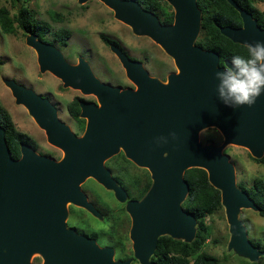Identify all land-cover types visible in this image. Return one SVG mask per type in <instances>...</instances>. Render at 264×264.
I'll use <instances>...</instances> for the list:
<instances>
[{
    "label": "water",
    "instance_id": "obj_1",
    "mask_svg": "<svg viewBox=\"0 0 264 264\" xmlns=\"http://www.w3.org/2000/svg\"><path fill=\"white\" fill-rule=\"evenodd\" d=\"M100 1L134 33L159 44L173 58L178 72L161 82L150 77L140 61L110 44L109 49L136 86L120 90L101 83L84 59L68 63L58 48L28 31L25 42L36 53L39 71L50 72L64 87L94 94L99 105L80 102L86 126L83 134L76 136L58 120L55 108L45 98L13 80H3L15 103L27 109L47 141L63 151V157L55 161L21 144V156L14 159L0 125V264H29L34 252L42 256L43 264H130L129 259L112 260L111 248L99 249L68 229L65 222L68 202L96 214L80 189L88 177L112 190L117 200H125L124 190L104 167V161L120 149L134 164L145 167L152 180L140 200L125 204L131 220L133 257L139 264H155L150 257L160 236L186 242L194 238L195 216L181 205L189 188L183 172L192 167L204 169L208 182L220 192L229 225V247L257 260L264 252L248 240L237 214L240 208L258 211V207L236 186L234 167L223 147L227 143L244 146L253 157H262L264 95L251 107L236 109L217 99L213 73L220 67L219 54L194 44L201 20L196 0H167L173 9L170 24L162 23L134 0ZM226 1L238 11L242 26L220 27V33L242 45L264 41V29L250 13L235 0ZM208 126L222 133L220 145L199 142L198 131ZM170 131L176 133L175 139L169 138L166 144L154 142V137L167 136Z\"/></svg>",
    "mask_w": 264,
    "mask_h": 264
},
{
    "label": "rangeland",
    "instance_id": "obj_2",
    "mask_svg": "<svg viewBox=\"0 0 264 264\" xmlns=\"http://www.w3.org/2000/svg\"><path fill=\"white\" fill-rule=\"evenodd\" d=\"M15 0H0V8H6L11 18L15 17ZM27 9L31 10L37 19L46 21L52 31L66 28L70 31V37L64 45H54L61 51L64 59L71 64H76L78 58L84 59L90 66L95 76L107 79L108 82L118 85L121 89H136L135 84L126 76L115 54L109 49V45L100 39V34H105L112 40H116L118 47L128 56L141 61L151 76L166 82L170 73H177L178 69L173 58L163 48L146 35L133 32L132 28L114 16L113 10L104 5L100 0H19ZM256 6L264 11V1L255 0ZM53 12L58 13L52 17ZM28 31H23L14 25L11 33H3L0 30V105L7 111L16 130L35 138L38 151L45 152L53 158H62L63 151L46 141L43 130L29 116L26 108L15 103L10 89L3 83V79H14L36 92L49 95L56 102L60 114L65 120V100L78 96L91 99V95H82L78 90L64 87L59 79L50 72H40L36 60L35 51L26 44L25 37ZM52 40L51 34L47 35ZM201 37L200 30L195 41ZM194 41V44L196 42ZM50 93L53 94L50 95ZM51 100V101H52ZM198 131V140L202 144L220 145L223 136L213 126L204 127ZM223 152L229 157L235 172V183L249 187L255 178L264 181V162L257 161L249 150L240 145L227 143ZM105 167L114 174L120 186L133 198L140 196V191L145 184L151 183L149 171L145 167L137 166L125 157L120 149L116 154L106 159ZM114 177V178H115ZM239 188V187H238ZM80 189L85 194L98 192L104 201L108 202L111 210H117L118 202L111 193L106 192L105 187L96 182L92 177L86 178L80 183ZM182 205V204H181ZM69 208V202L66 203ZM183 208V207H182ZM71 211H75L74 207ZM106 212V211H105ZM113 220L112 212L108 215V234L116 238L118 232L124 237V258L130 260V264H139L133 257L132 242L129 239L131 220L126 211H115ZM69 213V212H67ZM246 228V236L249 241H264V218L257 211L250 208H240L237 214ZM66 214L65 221L69 225L76 223L71 216ZM86 221L94 225L101 223L93 218ZM208 227L207 237L200 247V251L213 255L218 264H264V254L257 260L251 261L248 257L238 253L229 247L230 232L226 221L224 208L205 218ZM196 226V225H195ZM107 227V225H105ZM261 251V250H259ZM29 264H41L38 253L34 252L29 259Z\"/></svg>",
    "mask_w": 264,
    "mask_h": 264
},
{
    "label": "trees",
    "instance_id": "obj_3",
    "mask_svg": "<svg viewBox=\"0 0 264 264\" xmlns=\"http://www.w3.org/2000/svg\"><path fill=\"white\" fill-rule=\"evenodd\" d=\"M15 17L11 18L6 8H0V30L3 33H11L14 25L23 31H30L44 42L57 43L64 45L70 37V31L66 28H59L52 31L46 21L37 19L35 14L27 9L23 4L18 8L15 0ZM144 9L152 11L162 23L170 24L173 21V9L167 0H134ZM241 6L252 9L254 0H235ZM197 6L201 11L200 33L196 44L204 49L214 50L219 53V64L232 55H247L245 45L232 42L222 35L219 27L239 26L240 17L238 12L226 0H196ZM58 13L53 12L55 17ZM58 16V15H57ZM51 34L52 40L47 35ZM100 39L105 44H116V40L110 39L105 34H100ZM69 109L77 118L78 106L76 100L69 104ZM0 125L5 129V139L10 155L17 159L19 157V141H26L25 134L15 129L7 111L0 105ZM257 161L264 162V153ZM183 178L188 184V192L182 201L184 210L192 213L196 219L195 235L191 242L182 239H175L168 235L160 236L157 239L156 248L150 257L155 264H218L215 256L200 251L201 245L207 237L208 227L205 218L215 212L222 210L220 202V192L214 188L207 178V173L199 167L188 168L183 172ZM149 184H145L140 196L148 189ZM238 187L247 193L258 207V215L264 218V181L255 178L251 186L246 187L241 184ZM250 241L258 250L264 252V241ZM126 259V258H125ZM254 264V263H253Z\"/></svg>",
    "mask_w": 264,
    "mask_h": 264
},
{
    "label": "flooded vegetation",
    "instance_id": "obj_4",
    "mask_svg": "<svg viewBox=\"0 0 264 264\" xmlns=\"http://www.w3.org/2000/svg\"><path fill=\"white\" fill-rule=\"evenodd\" d=\"M264 1V0H263ZM236 3L238 4V6L240 8H243L245 9L248 13H250L251 17L253 20H255L256 22V25L259 26L260 28H263L264 29V11L259 9L256 4H255V0L252 1V9L251 10H248L247 8L241 6L237 1ZM236 10V9H235ZM237 11V10H236ZM238 12V11H237ZM201 13V11H200ZM239 14V13H238ZM240 17V15H239ZM241 20V18H240ZM242 26V21H240V25L239 26H230V27H235V28H238V27H241ZM226 27V26H224ZM220 28V27H219ZM220 31V30H219ZM217 52V51H216ZM218 53V52H217ZM219 54V53H218ZM130 57V56H129ZM220 57V56H219ZM131 58V57H130ZM133 59V58H131ZM226 60V59H225ZM141 62V61H140ZM218 64H219V61H218ZM224 62L221 64L223 65ZM143 65V64H142ZM220 65V64H219ZM220 65V66H221ZM90 67V66H89ZM144 68V70L148 73V75L150 77H153V78H156L154 76H151L147 70V68L145 66H142ZM39 68V67H38ZM91 70V68H90ZM92 71V70H91ZM45 72V71H44ZM48 72V71H47ZM93 73V72H92ZM53 75V74H52ZM94 75V73H93ZM54 76V75H53ZM95 76V75H94ZM101 83L103 84H106L110 87H118L120 90H122L118 85L116 84H112L110 82L107 81V79H101L100 77H97L95 76ZM57 78V77H56ZM58 79V78H57ZM158 79V78H156ZM4 80V79H3ZM10 80H13L15 83L17 84H20V85H23L21 83H18L16 82L14 79H10ZM60 80V79H59ZM159 80V79H158ZM61 81V80H60ZM161 81V80H160ZM162 82V81H161ZM4 83V81H3ZM62 83V82H61ZM63 85V83H62ZM24 86V85H23ZM64 86V85H63ZM25 88H28L26 86H24ZM28 89H31L32 91H34L36 94L40 95L42 98H45L56 110V116L58 118V120L60 122H62L63 124L67 125L68 128L71 130V132L73 134H75L76 136H81L85 130V126H86V118L84 117H81L80 116V113H81V106H80V102L83 101V102H86V103H93L95 105H99L98 101H97V98L94 94L92 93H89V94H84L82 93L80 90L78 89H75V90H78L82 95H91L92 98L91 99H87V98H84V97H78V96H75L73 98H71L70 100H65V102H67L66 104V109H65V112H66V116L69 117V121L65 120L64 117H62V115L60 114V111H59V108L56 104L55 101L52 100V98L49 96V95H43V94H40L38 92H36L34 89L32 88H28ZM50 95L53 96L52 93H50ZM52 100V101H51ZM76 100L77 102V106H78V116L77 118L73 115L72 111L69 109V104L70 103H73L74 101ZM23 106V105H22ZM27 111V109H26ZM28 113V111H27ZM29 114V113H28ZM9 115V114H8ZM30 116V115H29ZM10 117V116H9ZM31 117V116H30ZM32 118V117H31ZM33 119V118H32ZM35 122V121H34ZM36 123V122H35ZM2 127V126H1ZM40 128V127H39ZM16 129V128H15ZM41 129V128H40ZM43 130V129H41ZM5 131V129H4ZM21 132V131H19ZM44 132V130H43ZM23 133V132H22ZM25 134V137H26V141L22 142V141H19V157L17 159L20 158L21 156V151H20V146L21 144H25L27 146H30V148L39 156H45V157H48V158H51L55 161H58L60 160L61 158H53L51 155L45 153V152H40L38 151V145H37V142L35 140V138L33 137H30L29 135H27L26 133H23ZM45 134V133H44ZM46 138V136H45ZM47 141V139H46ZM48 142V141H47ZM123 152V151H122ZM109 159V158H108ZM107 160L104 161V167H105V163ZM131 161V160H130ZM132 162V161H131ZM136 165V164H135ZM106 169H108V167H105ZM109 172H110V175L111 177L115 180L116 184L118 186H120V182L119 180L115 177H113V173L110 169H108ZM150 173V172H149ZM101 185V184H100ZM151 183L149 184V187H150ZM121 187V186H120ZM148 187V189H149ZM122 188V187H121ZM123 189V188H122ZM147 189V190H148ZM147 190L145 191V193L147 192ZM106 192H109L111 193V195H113V198L118 202V205H116L117 207V212H120V211H126L125 209V204L127 201L129 200H140L144 195H141L139 196L138 198H133L131 197L128 192H125L126 194V198L125 200L123 201H119L116 199L115 195H114V192L112 190H106ZM84 193V192H83ZM85 198L87 200V202H89L92 207L94 208V210L96 211V214H93L92 212H90L89 210H87L86 208L82 207V206H77L75 204H72V203H69V208L68 206H66V212H69V213H66L68 214V217L72 216L75 220H76V223H71L69 225L68 223V219L65 221L66 222V227L68 229H71L73 230L76 234L78 235H81L83 237H85L86 239L90 240V241H93L94 244L99 248V249H103V248H111L112 249V260L114 261H124V260H127L124 258V251H125V248H124V237H123V234L118 232L116 234V238L112 235H109L108 234V231H109V227H108V215L110 212H112L113 214V220H114V217H115V214L116 212L109 206L108 202L104 201V199L102 197H100V194L98 192H93V193H88V194H85ZM74 207V212L71 211L72 208ZM106 211V212H105ZM67 217V218H68ZM86 218H93L97 221H99L101 223V225H94L92 226L89 221H86ZM105 225H107V227H105ZM40 256V259H41V264H43V258L41 255Z\"/></svg>",
    "mask_w": 264,
    "mask_h": 264
},
{
    "label": "clouds",
    "instance_id": "obj_5",
    "mask_svg": "<svg viewBox=\"0 0 264 264\" xmlns=\"http://www.w3.org/2000/svg\"><path fill=\"white\" fill-rule=\"evenodd\" d=\"M245 48L247 55H232L213 73L217 99L233 109L251 107L264 95V41L245 42ZM169 138L175 139L176 133L154 137V142L166 144Z\"/></svg>",
    "mask_w": 264,
    "mask_h": 264
}]
</instances>
